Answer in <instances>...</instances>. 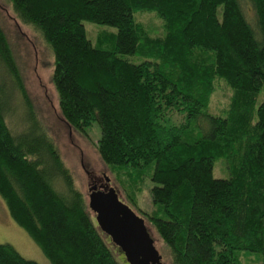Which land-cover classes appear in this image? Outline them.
Instances as JSON below:
<instances>
[{
	"label": "trees",
	"instance_id": "obj_1",
	"mask_svg": "<svg viewBox=\"0 0 264 264\" xmlns=\"http://www.w3.org/2000/svg\"><path fill=\"white\" fill-rule=\"evenodd\" d=\"M9 1L52 49L64 121L86 135L96 123L101 160L132 185L153 182L157 209L148 219L172 263L240 264L245 254L264 264V101L255 105L264 0ZM136 12H154L163 36H150ZM85 20L116 28L112 50L98 47L102 36L92 43ZM217 80L231 97L222 114H210ZM13 87L25 100L0 27V195L10 215L51 264H119L120 249L97 226L30 105L22 129L8 126ZM175 114L181 119L167 124ZM217 161L228 177L213 176ZM0 264L38 263L0 243Z\"/></svg>",
	"mask_w": 264,
	"mask_h": 264
},
{
	"label": "rangeland",
	"instance_id": "obj_2",
	"mask_svg": "<svg viewBox=\"0 0 264 264\" xmlns=\"http://www.w3.org/2000/svg\"><path fill=\"white\" fill-rule=\"evenodd\" d=\"M134 16L150 36H163L162 20L154 12H136ZM83 24L87 37L94 45H98V39L102 36L103 43L98 47L105 50L114 48L115 40L112 33H116V28L87 20L83 21ZM0 27L12 49L26 92L25 100H23L20 94H16L14 87L12 88V96L8 101L9 109L6 112L8 126L12 130L22 129L24 124L22 115L26 110V105L29 104L44 131L53 139L59 157L71 173L79 191L88 198V189L93 181L107 182L113 186L120 198L144 219L154 239L155 247L161 255V264H173L169 247L148 219V214H152L157 209L150 194L153 182L146 177L142 185H132L124 177L123 171H119L116 167H108L101 160L96 149V142L100 138V128L96 123L87 128L86 135L74 130L64 121L58 106V95L52 82L54 70L52 49L38 29L31 24L23 23L16 16L9 0H0ZM230 97L231 88L223 80H217L208 112L222 114L228 108ZM263 101L264 85L255 96V105ZM171 117L167 120V124L177 123L181 119L178 114ZM213 176L228 177V171L221 161L215 163ZM61 183L57 182L56 185L62 187L63 182ZM0 243L10 244L24 258L38 264H51L40 246L12 218L1 195ZM116 257L119 264H128L120 251H116ZM239 261L240 264H259L254 255L239 254Z\"/></svg>",
	"mask_w": 264,
	"mask_h": 264
},
{
	"label": "water",
	"instance_id": "obj_3",
	"mask_svg": "<svg viewBox=\"0 0 264 264\" xmlns=\"http://www.w3.org/2000/svg\"><path fill=\"white\" fill-rule=\"evenodd\" d=\"M88 207L99 229L120 249L128 264H161V255L144 219L120 198L113 186H89Z\"/></svg>",
	"mask_w": 264,
	"mask_h": 264
},
{
	"label": "flooded vegetation",
	"instance_id": "obj_4",
	"mask_svg": "<svg viewBox=\"0 0 264 264\" xmlns=\"http://www.w3.org/2000/svg\"><path fill=\"white\" fill-rule=\"evenodd\" d=\"M93 183H96L97 185H100V184H105V183H101V182H99V181H93ZM92 183V184H93ZM107 183V182H106ZM110 185V184H109Z\"/></svg>",
	"mask_w": 264,
	"mask_h": 264
}]
</instances>
